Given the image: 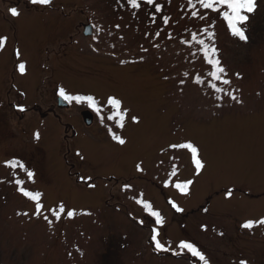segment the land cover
<instances>
[{
	"label": "rangeland",
	"instance_id": "1",
	"mask_svg": "<svg viewBox=\"0 0 264 264\" xmlns=\"http://www.w3.org/2000/svg\"><path fill=\"white\" fill-rule=\"evenodd\" d=\"M138 3L0 0V264H204L181 242L207 264H264V0L246 40L226 7ZM60 89L96 105L58 107Z\"/></svg>",
	"mask_w": 264,
	"mask_h": 264
},
{
	"label": "snow or ice",
	"instance_id": "2",
	"mask_svg": "<svg viewBox=\"0 0 264 264\" xmlns=\"http://www.w3.org/2000/svg\"><path fill=\"white\" fill-rule=\"evenodd\" d=\"M50 2H51V0H32V3H34V4H42V5H47ZM146 2L148 4H153L154 0H146ZM199 2H200L202 7L207 8V9H213L215 11H219V8H217L216 5H219L220 7H226L228 9V11L223 13V18L227 21L229 29L231 30L232 34L234 36H238L239 39H241V40H246L247 39V37L245 35V32L240 27V25H242L243 23H245L248 20V15L247 14L254 12L255 7H256V0H199ZM129 3L131 4V6L133 8H139V6H140L139 3H138V0H129ZM156 10L157 11L160 10L159 6H157ZM9 12H10V14L12 16H18L19 15V12H18L17 8H15V7L10 8ZM193 15H196V13L194 12ZM193 38L195 39V37H193ZM5 39L6 38H4V37H0V46H2L4 44ZM211 51L214 54L216 52V49L213 48V49H211ZM204 56L208 60V63L212 64L216 68V71L212 73V76L215 77L216 79H220L221 77L218 75V73H223L224 69L219 66V61L211 59L209 57L208 51L204 52ZM19 68H20V71L23 73L24 70H25V66L23 64H21V65H19ZM223 82L225 84L230 83V81H228V80H224ZM213 87H215V86H213ZM59 94L62 97H64V99H66V100H75L77 102H81V101L86 100L90 106H95L96 105V102H95L94 98L91 97V96H89V97H80V96L70 97V96H68L65 93L64 89H60ZM233 99H235V97H233ZM108 104L112 107L113 110H116V116L115 117L114 116H109L108 119H115V118L118 117L119 118L118 126L122 128L124 126L122 121H123L125 113L123 111L119 110L120 106H121V101L110 97L108 99ZM19 110L20 111H24L23 108H20ZM97 111H99V108H97ZM132 120H133V122H138L136 117H132ZM36 138L37 139L39 138V134L38 133L36 134ZM113 138L118 140V142L120 144L125 143V141L122 138H120V137H117V136L113 135ZM183 147L191 150V153H192V156H193V160H194V162L196 164V168L197 169L202 168L203 165L201 164L200 160L196 158L197 157V153H198L197 148L194 147L191 143L183 145ZM9 166L16 167L17 164L15 162H9ZM20 166L22 167V165H20ZM138 168H139V166H138ZM32 175L33 174L31 172L28 173L29 177H31ZM185 183L187 184V183H191V182L188 181V182H185ZM125 187H128V186H125ZM176 187L179 188L180 185L177 184ZM21 191L23 192V194L25 196H28L29 198L37 201V210H39L42 207V205L39 203V194L38 193L37 194H32V193H29V192L24 191V190H21ZM228 195H231V193L229 192ZM138 202L139 203H143L142 201H138ZM144 207L148 208L151 211L150 205L144 204ZM173 207L176 208L177 211H182V209H180L175 204H173ZM59 212H64L63 206H60ZM53 214L56 215L57 218H59V213L58 212H54ZM67 215L69 217H71V216L74 215V213L69 211V212H67ZM151 215L156 217L157 223H162V218L160 217L158 212L151 211ZM45 219H47V217H45ZM258 223L259 224H264V219L260 220ZM253 224H254L253 221H247L243 225V227L244 228H251V227H253ZM152 239L154 241H156V247L158 249H163L164 248V246L162 244H160V242L158 240H156V236L155 235L152 237ZM179 247L181 249H187L189 252L192 253V255L198 256L201 261H204V264H207V261H206L204 255L201 254L192 244L187 243V242H181L179 244ZM241 264H245V262L242 261Z\"/></svg>",
	"mask_w": 264,
	"mask_h": 264
},
{
	"label": "water",
	"instance_id": "3",
	"mask_svg": "<svg viewBox=\"0 0 264 264\" xmlns=\"http://www.w3.org/2000/svg\"><path fill=\"white\" fill-rule=\"evenodd\" d=\"M90 26H86L85 28V33H90ZM59 105L62 106V105H67L66 102H64L63 98H60L59 99ZM82 117H83V120L84 122L87 124V125H90L91 122H92V114L89 112V111H83L82 112Z\"/></svg>",
	"mask_w": 264,
	"mask_h": 264
}]
</instances>
